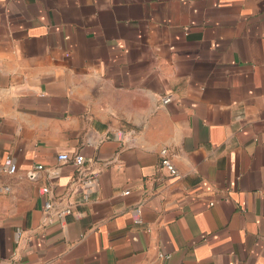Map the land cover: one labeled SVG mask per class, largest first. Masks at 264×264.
<instances>
[{"label": "crops", "instance_id": "crops-1", "mask_svg": "<svg viewBox=\"0 0 264 264\" xmlns=\"http://www.w3.org/2000/svg\"><path fill=\"white\" fill-rule=\"evenodd\" d=\"M0 264H264V0H0Z\"/></svg>", "mask_w": 264, "mask_h": 264}, {"label": "built area", "instance_id": "built-area-1", "mask_svg": "<svg viewBox=\"0 0 264 264\" xmlns=\"http://www.w3.org/2000/svg\"><path fill=\"white\" fill-rule=\"evenodd\" d=\"M171 100H172L171 96H165V97L161 98V103L163 105H166V104L170 103ZM57 160H58V162H60L62 164H66V163L71 162L72 164H74L76 166L79 179L76 180L75 183H78L79 187L83 190L82 202H86L89 198L90 190H92L94 187L97 186V178H96V176H93V175L82 177L83 171H84L83 165L85 162L84 157L82 155H75V156L71 157L70 155L63 153V154L58 155ZM159 168H160V170L164 171L168 176L174 177V176L178 175V171H177L175 165L173 164L167 149H162L160 151ZM41 169H42L41 166L37 167V170H41ZM15 171H16V168L14 165H11L10 167L3 169V172H5L7 174H14ZM3 190L5 192H7L9 189L4 188ZM128 194H129L128 191L124 192V195H128ZM74 205H75L74 202H69V200H68V201H66V205H64V207L57 210L55 205H54V202H47L44 206V209H45L46 214H50L52 212L53 216L56 219H63L66 216L72 214ZM135 213H136L135 223H140V219H139L140 211L137 210ZM17 234L20 235L19 230L17 231Z\"/></svg>", "mask_w": 264, "mask_h": 264}]
</instances>
